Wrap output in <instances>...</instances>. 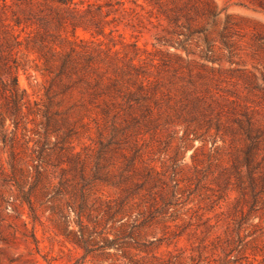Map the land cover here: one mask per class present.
Masks as SVG:
<instances>
[{
	"label": "rangeland",
	"instance_id": "1",
	"mask_svg": "<svg viewBox=\"0 0 264 264\" xmlns=\"http://www.w3.org/2000/svg\"><path fill=\"white\" fill-rule=\"evenodd\" d=\"M256 2L264 0H62L50 11L37 7L42 0H0V16L20 43L9 66L23 95L13 115L0 86V112L17 140L22 174L34 185L35 168L43 172L45 189L38 185L35 194L46 196L35 203L41 224L25 205L16 216L7 205L17 191L0 176V264L123 263L114 249L103 262L100 252L83 258L42 214L69 199L77 160L87 161V178L98 165V179L87 186L90 203L119 199L129 184L123 178L136 169L134 182L147 174L155 182L131 203L145 205L147 187L157 200L164 190L183 192L177 206H158L160 221L148 234L188 224L193 231L206 220L219 234L242 224L251 243L238 255L241 264L264 263V9ZM0 81H10L2 67ZM248 134L251 167L244 161ZM99 142L109 145L99 151ZM8 150L1 154L7 173ZM199 243L197 231L158 254L192 255Z\"/></svg>",
	"mask_w": 264,
	"mask_h": 264
},
{
	"label": "trees",
	"instance_id": "2",
	"mask_svg": "<svg viewBox=\"0 0 264 264\" xmlns=\"http://www.w3.org/2000/svg\"><path fill=\"white\" fill-rule=\"evenodd\" d=\"M2 1L4 2V0ZM16 1L32 2L33 0ZM42 2L37 7L45 6L50 11L53 8V4L62 6V0H42ZM256 5L264 9V3L256 2ZM2 8L6 10V5L4 4ZM55 14V16H59V13ZM14 25L19 26L20 21L18 19L14 20ZM19 45L18 37L13 34L11 26L6 23V19L3 16H0V67L5 71L8 81L10 80L9 82L7 81L8 83L0 81V86L9 94L14 106L13 115L19 109V102L23 96L18 92L16 76L11 72V67L9 66L10 62L14 63L13 52ZM44 117H46V114ZM12 135V132L7 134L5 118L0 112V141L2 144L0 146V176L4 185L11 186L17 191L16 198L7 207H11V211L16 216H21L17 208L25 205L28 209V218L32 222L41 224V217L36 213L35 203L39 201L38 199H45L46 196L42 190L39 195L35 194V188L41 185L42 189H45L41 183L44 179V173L35 168L36 183L34 185L29 184L28 181L31 177L26 173L25 176L22 174L21 159L16 151L17 140ZM247 138L249 144L245 152L244 161L246 167H251L254 143L250 134L247 135ZM99 144V151L109 145L102 142H99ZM6 147L9 148L7 161L10 169L9 173L6 172L1 160V154L4 153ZM43 152L44 148L41 147L38 151L39 156H42ZM137 152L138 150L135 151V156L129 159L125 168H130L133 165ZM97 166L96 164L91 177L87 178V161L77 160V166L74 167V170L76 172L75 179H78V181L72 187V192H68L70 195L69 199L62 203V208L60 209L53 206H45L42 211V214L48 213V220L56 229L57 236L59 235L64 243L80 249L83 252V258L93 252H100L96 257L100 259V262H103L105 261L104 259L109 257L107 253L109 249L122 252L123 257L121 258L124 260L122 264H241L242 258H245H239L238 255L240 253L243 255L244 249L251 242L245 241L248 236L242 234V224L235 228H227L219 234V228L208 224V220H206L201 225L195 226L193 231H191V224H188L186 226L176 225V230H169V227L163 226L161 237L148 234V230L160 221L155 212L158 206L161 205L162 208L166 209L177 206L179 204V195L182 196L183 192L179 188H171L169 193L164 190L159 194V200H157L155 198L156 194H152V189L147 187L145 194L142 195V203L145 205L131 203L136 197V191L142 189L147 181L152 180L155 182L153 178H148V174L142 180L138 181L139 179L137 178L138 182H134V177H139V171H136V169H133L132 172L130 170V174L123 178L122 181H127L129 184L122 188V195L119 199L107 201L100 204V206H96L95 201L90 203V192L87 186L90 182L98 179ZM165 185V183H162V186ZM17 201L20 205L15 204ZM49 201L46 200V202ZM134 207H142L143 209L140 208L137 212H134ZM71 215L73 218H71ZM4 219V212L0 210V234H3L2 222ZM175 220L177 218L171 219V221ZM197 231L200 243L191 249L194 254L186 255L185 251L180 249L158 254L161 246L169 248L173 244L175 247L177 239L183 235H196ZM8 236L15 239L14 233L8 234ZM211 236L215 237L210 242L208 239ZM33 239L35 238L33 237ZM34 241L37 242L36 240ZM28 262L25 261V263Z\"/></svg>",
	"mask_w": 264,
	"mask_h": 264
}]
</instances>
